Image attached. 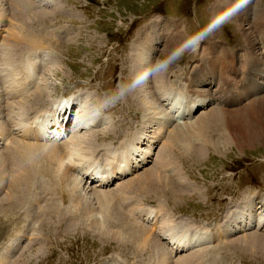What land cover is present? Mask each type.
I'll return each mask as SVG.
<instances>
[{
	"label": "rangeland",
	"instance_id": "rangeland-1",
	"mask_svg": "<svg viewBox=\"0 0 264 264\" xmlns=\"http://www.w3.org/2000/svg\"><path fill=\"white\" fill-rule=\"evenodd\" d=\"M34 1L36 4H33V6L36 7L35 9L40 10L43 8L47 12V14L41 17L39 22H35L34 27L32 28V35H37L38 38L41 39L43 47L41 46L39 48L40 51L37 50L38 52H28L21 49V57L19 58V55L17 56L19 59L16 63H20L23 55L25 57L27 56L26 60L32 58L33 64H36L35 75L38 82H40L36 84L41 85L43 83L45 86L44 90H46H43L40 97L41 103L45 102V99L47 98H55L56 95H59V93L75 95L80 92L83 97H87L84 100L85 105L83 103V109L88 106L93 111L92 115L94 117L98 116L95 113L98 109L100 110V113L103 112L104 115H109L105 124H103V120L99 121L98 118L97 121L91 125L92 127H88V129L85 128V121L79 119L77 125H79V123H83L82 126H84V128L80 129L82 131L75 128L76 130H73L66 136V138L70 137L71 139L77 137L78 135L81 137L80 139H84V136L86 135L85 138L88 139V136H91L90 138L94 141L95 134L98 139L95 140L96 142L94 143V152L88 154L86 159L91 162H93V158L105 160L107 161L106 163H114V160L109 157L107 158L104 147L108 146L107 148H111V150H113L121 144V142L124 143L125 141L133 138L136 133H138L137 135L140 137V140H142V147H144L145 145L143 143L146 141L145 137L154 132L156 128V130L160 129L159 126L156 125V122L153 123V121L151 122L146 119V117H149L150 114H152V111L146 110L140 105L141 102L139 100L141 96L138 97V95H134L136 94V86L133 84L135 81L133 80L135 79L134 77L144 73V68H150L154 62L158 60V58L162 59L168 56L174 49L189 39L193 33H196L204 28L212 20L213 10L210 8V5L212 3L219 4V0ZM234 2H236V0H232V2H224L223 6L226 7L224 8V14L234 5ZM248 3L249 9H251L249 10L247 21L240 19L239 13L226 18L225 22L217 28V33L211 32L201 43H199L198 46L187 49L181 57L174 60L169 65L168 69L164 71L165 75H169L168 79L172 90L175 89L178 94L181 90V97L182 95L185 96L188 93L190 94L189 98H187V103L192 104V107L196 106L198 102L201 103V99L205 100V97L201 96L200 91L205 89L204 92H206L207 87L202 86L201 84H197L195 87L188 86V79L191 75H193L196 67L197 69H201V71L203 70V72H205V69H203L201 64L203 62L201 60L202 57L205 59L208 58L209 55L211 56L212 53H220L223 48L224 50L233 53L236 56V59L234 58L232 63H230L232 59L231 56V59L228 61L229 66L227 69L229 68L228 74L231 75V70L236 68L234 78L237 74V83L242 77V60L244 61L245 58H248L249 60L251 55L263 57L261 50L264 48V32L262 30L263 23L259 21V19L264 13V0H248ZM8 5L9 3L0 2V16H2V20H5V25H8V22L10 21L17 23V20H15L14 17V12L11 9L9 10ZM221 6V4L218 5V7ZM259 10H261V12L263 11L261 17L258 12ZM2 11L6 13L4 14ZM157 17L162 18L166 23H170L171 25L173 24L171 27L172 30L174 29V26L180 25V29L183 30L185 38L183 42L181 41L178 45L171 47V49H168L167 51H163L165 49H161L163 48L162 45L156 47L152 51L153 53H150L151 56L145 59L146 65L144 67L143 60H140L139 63H136V60H130L132 53L134 52L133 46L137 43V41H139L137 36L140 29L146 28L143 25L148 23L150 19ZM257 17L258 19H256ZM248 25L251 26V30L256 33L254 34L258 39L257 44L253 47L248 45V39L244 33L246 31V33L249 32L247 29V27H249ZM3 27L4 26H0L2 30ZM5 32L1 31L0 34ZM165 32L169 33V31ZM165 32L164 27L160 26L159 39L161 40V43L165 38ZM216 42L217 44H215ZM142 49L146 50V47ZM17 50L18 48L16 51ZM44 50L46 52L45 55L42 53ZM1 51L2 47L0 49V52ZM227 56H221L222 59L219 60L220 63L225 62ZM141 57L142 54L139 59H141ZM214 66L213 70L215 72L217 70V75L221 76L222 73L217 68V65L214 64ZM260 68L261 71L256 74L259 78L258 83L264 86V62H261ZM0 71L2 72L0 75V97L2 98L0 101V110L4 114L5 109H1V107H3L2 105L8 100L10 101L16 98L11 95L13 92L10 91L11 88L8 87L10 74H6L4 63H0ZM255 71L256 69L252 71L251 78L255 77V81H257L256 74L254 73ZM228 74H224L223 77L226 78L227 76L229 79ZM260 77H262V79H260ZM216 78L217 77H215V79H211V82L207 84L211 90L209 92L211 95H209V97L207 96V100L203 103L194 107L195 109L192 112L193 117L188 115L190 119H188L187 122L191 119L194 120L197 117L199 118V116L201 117L211 108L217 107L222 109L224 106L219 96L221 91L219 89L223 87L225 88L228 82L226 81L225 83H222V78ZM36 79L34 78L35 82ZM230 85H235V83L232 81ZM187 86L191 88L188 90ZM196 88H199V90L195 91L194 89ZM258 88L259 87L252 83V90L250 92L253 93L257 91ZM121 89L125 90L122 96L119 95ZM263 89L264 88L262 87L259 92ZM131 90L134 91V93H132ZM192 90H194V93L191 92ZM198 94H200V96H198ZM241 96H243V94L239 97ZM192 97L197 100V103L195 101L192 102L193 100L190 99ZM254 97L256 99V97L258 98L259 96L255 95ZM227 98L230 99V96ZM3 99H5V101ZM87 99H89V104L86 103ZM55 100L53 98L48 99L49 106H51ZM81 100L83 99L81 98ZM249 100L251 99L247 98L246 100H243L241 104L236 105V108L239 109L242 104L248 103ZM94 106L98 107V109ZM163 107L165 108L167 106L164 105ZM41 108L42 105L39 109ZM83 109L80 111L83 120L94 122L96 119L93 120V117L92 119L86 117V115L82 113ZM244 109L245 108L239 109V111H244ZM168 110H165V113H168ZM80 112L76 111L78 117L81 116ZM171 113L172 117L170 118L171 120L169 119L170 122L167 123V127H164L165 129L156 133L158 135V139L154 140V144L150 149L151 153L150 158H148V162L143 164L134 163V167L131 171L126 174L116 175V178L106 185H99L95 181L88 182V177H83L84 180L80 183V187L82 186V188H78V190L81 192L84 191L82 194L87 199L84 203L89 205L90 208L87 210L89 213L83 209L81 212L82 214H79L80 218H82L80 219L78 217L81 224L78 225L75 230H67L66 227L67 225H74L70 224L74 217L70 215V211H66L65 213L66 220L62 218V216L55 217L46 213L35 216L32 219L26 213L19 210L23 204H26L28 196L26 198L16 199L15 201L11 200L7 203L0 201V241L3 240L5 242V235L1 236L4 234L5 226L9 229L10 238L11 236H14V228H12L13 226L9 223L10 221L7 217L10 219L15 217L25 218L24 221L28 222H24L25 225H28L25 232L23 231L22 235L20 234V238L23 236L20 239L21 241L19 243H16L15 241V246L16 244L18 245L16 247L15 257H13L12 260L18 256L20 250L22 251L23 249H26V245H31L28 249H30V254H33L26 264H151V262L156 261L157 259L155 257L147 255L149 251L156 253L152 245L148 246L144 243V249L143 251H140L138 250L139 248L141 249L139 239L134 236L130 239L128 236L126 237V234L119 232L120 229L117 224L120 223L121 220L115 217L116 210H118V208H114L110 204H114L113 200L117 197V184L134 175L137 176L138 173L140 174V171L142 172L146 169V167L152 165L153 160L160 152L159 148L162 145L164 138H166L168 133L173 130L176 124L182 125L179 124V122L183 123L184 120L173 121V119L181 120L184 117L183 114H181L180 111H172ZM3 114L0 113V121L3 120V118H6ZM160 115L161 114H156V117ZM9 122L10 120L8 119V124L6 125L8 131L12 128V125H14V122H11V125H9ZM251 122L257 123L253 120H251ZM147 123L149 124L148 126H146ZM75 125L76 122L74 127ZM211 126L212 127L209 126L208 130L209 133H211L210 137H213L216 140L224 141L225 135L230 131V125L227 126L226 132L222 131L224 128L223 123L220 124L215 121V123ZM223 132L224 134L221 135ZM205 139L208 142L210 140L207 137H205ZM208 142L202 144L206 150L204 156H198L196 153L190 152L189 149L188 151H181V149L177 146H175L177 149L174 148V150L172 149L173 151L170 152L172 160H175V167L181 171L179 175L186 176L188 178L187 182L196 185L197 192L192 195L189 191H187L188 193L186 194H182L170 186H165V189L163 187L153 189L149 192V194L145 195V197L144 195L138 194V197L136 198L138 200L137 204L141 201L139 203L141 204L139 209L147 208V210L149 209L151 213H155V217L153 218L154 221L150 220L146 223L142 221V216H139L142 215L139 211L134 213V217L137 219L139 218L138 220L143 222L144 227L146 226L145 228L148 227L150 228L149 230L152 229L160 235V237H158L163 244V246H161V250L164 249V251H162L165 253L168 260H175V257L177 259L183 254L187 255L191 253V251L188 252L185 251L186 248H181L173 252V247L169 242V238H175L176 235L174 233L178 230L170 229L169 232H165L163 230L166 233L165 234L159 227L160 225H158L165 210L168 212L171 211L170 213L172 215L170 217V222H178V220L189 222L192 225V228L195 229L201 236H203L201 233L203 229L201 228L209 229L212 232L214 231L213 225H218V228L215 227V230L218 232L217 235L219 237H215L207 244L200 243V247L197 246V248H201L204 244V252L200 254L202 256L200 257L201 260L199 259V263L195 260L192 264L194 262V264H202L201 261H204L203 264H264V256L259 253L246 254L231 243V238L233 240V238L238 237L241 234H245L246 232L262 233L263 228L257 232L248 231L259 229L257 226L253 227V224H251L246 229H236L231 232L228 238L223 237V234H220L219 232V229H221L220 226L223 225L226 220L228 221L231 218H225V212L230 208V206L232 207V205L240 204L242 201L246 200L245 198L247 196H250L251 192L258 191L259 193H264V140L256 141L249 147L235 145L234 143L230 144V142H228L226 146L221 149L213 148L208 145ZM10 160V164L14 165L15 168L23 163H26L25 170L35 168L33 164L27 162L18 164L15 156L10 157ZM81 161L84 163V160ZM85 186H87L88 189L91 187H99L101 189L107 188L110 190L101 198L97 199L92 196V193L90 194V192H88V189L83 188ZM5 191L4 187L0 188V197L5 193ZM131 193H133V190H131ZM53 198L54 200L60 199L61 202H65L62 195L58 194V192L54 189L52 193L46 192L39 196L38 200L34 202L33 209L36 208L37 210H41L42 206ZM82 199L84 200L85 198L82 196ZM92 200L93 205L91 204ZM103 203L109 205L108 207L106 206L108 209L106 207L102 209L104 206ZM127 206L128 205H124V208L129 211ZM93 207H95V209ZM113 212H115V216L112 214ZM254 213L255 211L252 212V214ZM94 217L100 221V227L104 226L102 228L107 230L110 229L114 232L117 231V233L125 236L124 238L126 239L124 244H117L115 241H109L106 240L105 237L97 235L99 233H96L94 230L95 227L89 225L91 222L88 221L90 218L93 219ZM201 220L211 223L212 227L208 228L209 226ZM161 221H163V219H161ZM230 223H232V221H228L227 224ZM149 225L151 226L149 227ZM1 228L3 229L1 230ZM242 236H239V238H242ZM10 238L8 240L6 239L5 243H9L10 240L12 242V238ZM133 239L134 241L137 240V242H134ZM201 239L204 240L203 237L200 238V240ZM32 240H34V242L31 244ZM11 246L10 249L13 247ZM136 246H139L138 249ZM39 247L43 248L40 254H38L37 251ZM165 251L170 254L168 255ZM30 254L27 252L25 257L29 258ZM177 255H179V257Z\"/></svg>",
	"mask_w": 264,
	"mask_h": 264
},
{
	"label": "bare ground",
	"instance_id": "bare-ground-1",
	"mask_svg": "<svg viewBox=\"0 0 264 264\" xmlns=\"http://www.w3.org/2000/svg\"><path fill=\"white\" fill-rule=\"evenodd\" d=\"M220 1L221 0H219L218 3L222 5L221 7H218L219 4L217 3H212L210 5V8L213 10L212 11L213 16L211 18L212 19L211 21L224 14V10H225L224 8L226 7L223 6V4L225 1L232 2V0H225V1L222 0L221 2L224 1L223 3H221ZM0 2L9 3L8 8L9 10L11 9L14 12L15 20H17V23L10 21L8 22V25H5L6 24L5 20H2L1 19L2 16H0V26H5V30H6V32L3 33L4 35H2L3 37L2 36L0 37V49L2 47V51L0 52V61H1L0 63L10 62L15 65L17 64L16 61L18 62L17 56L19 55V57H21L20 54L21 49H24V51L32 52L39 50V48L43 45L41 43L42 42L41 39H39L37 35H32L33 34L32 28L34 27L35 22H39L41 20V17L47 14V12L43 8L40 10L35 9L36 7L33 6V4H35L34 0H0ZM250 9H249V3H247V5L239 12V18L247 21ZM258 12L261 17L263 11L261 12V10H259ZM256 19H258V17ZM162 20H163L162 18L157 17L154 19H150L148 23L143 25L146 28H142L139 31L137 36V38H139V41H137V43L133 46L134 52L132 53L130 60L133 61L136 60V63H139L140 60H143V66L145 67L146 65L145 59L151 56L150 53H153L152 51L156 47L162 45L163 48L161 49L162 50L165 49L163 51H167L168 49H171V47L178 45L181 41L183 42L185 35L183 30L180 29V25L174 26V29L172 30L171 27L173 24L171 25L170 23H166L164 20L163 21ZM259 21L263 23L262 30L264 32V13L262 17L259 19ZM160 26L164 27V32L169 31V33L167 32L164 33L165 38L162 40V43L161 40L159 39ZM247 29L249 30V32L246 33L247 32L246 31L244 33L246 34V37L248 39L247 40L248 45L250 47H253L254 45L257 44L258 39L255 36L256 33L253 30H251V26L247 27ZM212 32L217 33V29ZM163 44L166 46H164ZM215 44H217V42ZM145 47L146 50L142 49ZM17 48L18 50L16 51ZM261 51L263 57L251 55L249 60L248 58H245L244 61L242 60L241 62L242 73L244 71L247 74V77L249 78L242 86L235 85V88H239V89L234 93H232L230 90L231 87L229 86V80L234 78L236 68L232 69L231 70L232 74L229 75L228 74L229 68L227 69V67L229 66L228 61L231 59V56L232 59L230 63H232L233 59L236 56L233 53L224 50L223 48L220 53H216L214 51L215 53H212L211 56L208 54L209 59L208 58L204 59L202 57L201 60L203 62L201 64L203 69H205V72H203V70L201 71V69H197L196 67L193 72V75H191L190 78L188 79L189 82L188 86L195 87L197 86V84H201L202 86L207 87L206 92H204L205 89H202L200 91L201 96L202 97L204 96L205 100H207V96L209 97V95H211L209 93L211 90L209 89L207 84L211 82V79H215V77L222 78V83H225L226 81L228 82L225 88L223 87L219 89L221 90L219 96L224 106L222 107V109L217 107L211 108L209 111L205 112L201 117L199 116V118L197 117L194 120L191 119L189 122H187V120L190 119L191 116L193 117L192 112L195 109L194 107H197L205 100L201 99L202 102L197 103L196 99H194L193 97L190 98L193 100L192 102L195 101L197 103L196 106L192 107V104L187 103V98H189L190 95L189 93L185 96L182 95L181 97V90L179 94L176 93L177 91L175 89L172 90L171 85L169 84V79H168L169 75L167 74L165 75V73L162 72L150 77L143 84L136 86L135 89L136 94L134 95H138V97L141 96L139 100L141 102L140 105L146 110L152 111V114H150L149 117H146V119L151 122L153 121V123L156 122V125H158L160 129L156 130L157 129L156 128L154 132L150 133L147 137H145L146 141L145 143H143L145 145L144 147H142L141 144L142 140H140V137L137 135L138 133H136L135 136L133 135L134 136L133 138L125 141L124 143L121 142V144H119L116 148L114 147L115 149L113 150H111V148L110 149L107 148L108 146L104 147L107 158L108 157L112 158L114 160V163H106L107 161L97 162L101 160L94 158H93V162H91L88 159H86L88 157V154L94 152L95 149L94 143L96 142L95 140L98 139L95 134H94L95 136L94 141L90 138L91 136H88V139L85 138L86 135L84 136L83 133L82 135L84 136V139H80L81 137L78 135L77 137L79 138L77 137L71 139L70 137L66 138V136L69 135L73 130H76L75 128H77L79 131H82L79 129L82 126H78L77 122L75 127L73 124V126L71 125L69 127V130L67 129L65 130L66 122L65 123L63 122L64 119L63 115L65 110H63V107L68 103L69 100L68 96L67 98L63 97L57 100L54 99L55 100L54 103L51 106H49V109H46L48 111V114L42 116L40 122L35 124L33 127L31 128L27 127V123L37 118L40 112L42 113V111L44 110V109H39L34 105L40 102V97L42 95L45 86L43 85V83L41 85L36 84L37 81L35 82L34 80L30 90H25V89L21 90L22 93H20L19 96L16 97V99L10 101L8 100L2 105L3 107H1V109L2 108L5 109L4 114L0 110V113L6 116V118L4 119L2 115L3 120L1 121L3 122L0 121V129L6 128L4 131V136L0 131V140H2L4 137L3 141L0 142V188L4 187V189L6 190L5 193L1 195L0 201L7 203L11 200L15 201L16 199L26 198L28 196V199L26 200V204H23L19 208V210L26 213L32 219L35 216L46 213L50 216H55V217L62 216V218L66 220L65 213L66 211H70L71 213L70 215L72 217L74 216L70 224H74V225H67L66 227L67 230H75L77 226L81 224L78 219V217L80 218L79 214L82 212L83 209H85V211L88 212L87 210H89L90 208L89 205H86L84 203L87 201L86 197L82 194L84 191L81 192L78 190V188H82V186L80 187V183L82 182V180H84L83 178H81L82 175L85 174L84 172L87 171L88 174H92L93 172H99L97 177L99 183L106 184L109 181H111V179H113L116 174H118L116 172V169L119 170V174L126 173L129 170L131 171V166H133L134 163L143 164L148 162V158H150V153H151L150 152L151 146H153L154 140L158 139L157 137L158 135L156 133L160 130L165 129L164 127H167V123L170 122L171 120L170 118L172 117L171 115L172 111H180L181 114H183L184 116L183 119L181 120L173 119V121L184 120L183 123L179 122V124L182 125L176 124V126L174 125L175 127L173 126L174 127L173 130H171V132L168 133L166 138H164L162 145L159 148L160 152L153 160L152 165L146 167L144 171L142 172L140 171V174L138 173L137 176L134 175L132 176L133 178L130 177L127 179L124 178L125 181H122L117 184L118 186L117 197L114 194L116 199L113 200L114 204H110V205H112L114 208H118V210H116V216L114 214L115 212H113L112 214H114L115 217L121 220V222L117 224L120 229L119 231L120 233L126 234V237L128 236L130 239H132V236L139 239L140 240L139 244L141 246V249L140 248L138 249L139 246L138 247L136 246V248L140 251H143L144 243H146L148 246L152 245L156 253L149 251L147 255H151L155 257L157 260L153 262L150 261L151 264H169V262L170 264H192V262L195 260H197L198 261L197 263H199L201 260L200 257L202 256L201 255L196 256L198 254L196 251H193L187 255L183 254L184 256L182 255L181 257L177 255L179 258L176 259L175 257V260L172 259L168 260L167 256L163 252L164 249H162L163 251L161 250V246H163V244L159 238L160 235L157 232L153 231L152 229L149 230L150 228L148 227L145 228L146 226L144 227V224L142 222V221H144L145 223L147 222L148 219L147 217L149 214H152V218H154L155 213L153 212L151 213L149 209L147 210V208L139 209V207L141 206V204L139 203L141 201L137 204L138 200L136 198L138 197V194L144 195L145 197V195L149 194V192H151L153 189L156 188L159 189L162 187L165 189L166 188L165 186H170L171 188L179 191V193L181 192L182 194L188 193L187 191H189L191 195L197 192L196 185L187 182L188 178L186 176L179 175L181 171L175 167L174 164L175 160L173 161L170 156V152L174 150L175 146L180 148L181 151L182 150L188 151L189 149L190 152L196 153L198 156H204L206 150L204 149L202 144L208 142L205 139V137L210 139L208 145L216 149H221L222 147L226 146L228 142H230V144L234 143L235 145H239V146L243 145L244 147H249L252 146L256 141L264 140V89L261 92H259L262 87L264 88V86L258 83L259 78L257 77L256 74L261 71L260 68L261 62H264V48ZM141 54L142 57L141 59H139ZM224 55L226 56L228 55L226 61L220 63L219 60L222 59L221 56ZM27 60L29 61V63H31L32 67H36V64H33L32 58ZM19 64L20 63H18L17 65ZM214 64H216L217 68L221 71L222 73L221 76L217 75L218 73L217 70L216 72L213 70ZM148 69H149L148 67L144 68V72L147 71ZM254 69H256L254 73L256 74L257 81H255V77L251 78V74ZM224 74L225 75L228 74L229 79L227 76L226 78H224L223 77ZM138 76L134 77L135 79L133 80H136ZM260 79H262V77H260ZM29 81H31V79L25 78L23 82V87ZM252 83L255 84L257 87H259L257 91L253 93L250 92L252 90ZM15 84L17 85V81ZM190 88L188 87V90ZM199 88H196L194 90L197 91L199 90ZM194 90H192L191 92L194 93ZM132 93H134V91H132ZM242 94L243 96L239 97ZM75 95L72 94V96H75V99L77 101V106L75 111L80 112L85 105L84 100L87 97L85 96L83 97L80 92H78ZM255 95H258L259 97L258 98L256 97L255 99L254 97ZM198 96H200V94H198ZM229 96L230 99L227 98ZM244 97L249 98L251 100H249L248 103L242 104V106L239 108V109L245 108L244 111H239V109L236 108V105L241 104L242 99ZM81 98L83 100H81ZM1 99L2 98L0 97V101ZM5 99L3 100L5 101ZM86 103L89 104V99L86 100ZM41 105L42 103L40 102L38 107H41ZM164 105L167 107L164 108L163 107ZM165 110H168V113H165ZM92 112L93 111L88 106L84 108L82 111V113L86 115V117L91 119L92 117L95 119L98 116H100L99 121L103 120L104 121L103 124H105V122L108 120V116H109L108 114L104 115L103 112L100 113L96 110L95 113L98 116L94 117L92 115ZM156 114H161V115L156 117ZM19 115L21 117H19ZM80 115L79 116L81 117L82 121H85L86 123L85 125L92 122V121L83 120L81 112ZM8 119L10 120L9 125L12 124L11 122H14V125H12V128L9 131L6 127V125L8 124L7 123ZM250 119L256 121L257 123L251 122ZM215 121H217L220 124L222 123L224 124V128L222 129V131L224 132H226L227 126L230 125V131L225 135L224 141L216 140L213 137H210L211 133H209L208 131L209 126L212 127L211 125H213ZM79 124H83V123H79ZM148 125L149 124L147 123L146 126ZM85 128L88 129V126ZM63 130H65L64 133L62 132ZM224 132L221 133V135L224 134ZM14 156L18 164L27 162L33 164L35 168L25 170L26 163L18 165L15 168L14 165L10 164L11 161L10 157H14ZM81 160H84V163ZM70 172H74V173H70ZM83 188L88 189L87 186ZM98 188L99 187L96 188L91 187L90 189H88V192H90V194L92 193V196L97 199L101 198L110 190L107 188L106 189L104 188L98 189ZM54 189L58 192V194L62 195L65 201L64 203L61 202L60 199L54 200L53 198L52 200L46 202L42 206L41 210H37L36 208L33 209L34 202L38 200L39 196H41L46 192L52 193ZM131 190H133L134 194L131 193ZM82 196L85 198L84 200L82 199ZM245 199L246 200L242 201L240 204L232 205V207L230 206V208L227 209V211L225 212L226 213L225 218L229 219V217H231L230 220L228 221H232V223L227 224L228 221L226 220V222L223 225L219 224L221 225L220 226L221 229H219V232L220 234H223V237L228 238L231 232L235 231L236 229L239 230L246 229L251 224H253V227L257 226V228L259 229L258 230L253 229L248 231L257 232L259 230H262L263 228L262 231L264 232V193H259L258 191L251 192L250 196H247ZM92 203L93 200L91 204ZM124 205H128L127 208L129 209V211L124 208ZM106 206L108 207L109 205L104 204L103 207L101 205L102 209H104ZM93 208L95 209V207ZM136 211H139V213L142 214L139 215L142 216V221L138 220L139 218L137 219L136 217H134V213ZM253 211H255L254 214H252ZM170 212L166 210L163 212L164 215L162 214L163 216H161L158 225H160L159 227L162 229V231L164 230L165 232H169L170 229L178 230L177 232L174 233L176 237L171 238L173 240L172 250L177 251L181 248L187 247L185 251L189 252L191 251L190 250L191 245L200 242L207 244L210 243L211 240L214 239L215 237H219L217 235L218 232L215 230V227H217L218 225L217 226L213 225L214 231H212L211 233L208 231V229L201 228L203 229L201 232L203 236H201L198 234V232L195 229L192 228V225L189 222H186L184 220H178V222L177 221L170 222L171 221L170 217L172 215ZM7 219L10 221L9 223L13 226L12 228H14L13 231L14 236L13 237L11 236L12 242L10 240V242L8 241L9 243H5L6 239L8 240L10 238L9 229L5 226L4 234L1 235V236L5 235L4 237L5 242L3 240L0 241V264H26V262L29 261L30 257L33 254V253L30 254V249H28L30 248L31 245H26V249L22 248L23 250L22 251L20 250L18 256L13 260L12 258L15 257L16 247L18 245L16 244L15 246V241L16 243H19L21 241L20 239L23 236L21 238L20 236L22 235L23 231L27 228L28 224L25 225V223L28 222L24 221L25 218H19V217H15L11 219L7 217ZM149 219H151V216L149 217ZM161 219H163V221H161ZM88 221L91 222L89 225L95 227L94 230L96 231V233H99L97 235H99L100 237H105V239L109 241H115L117 242V244L118 243L124 244V241L126 239L124 238L125 236H122L120 233H117V231L114 232L111 231L110 229L107 230L105 228H102L104 226L100 227V221L97 220L95 217L93 219L90 218ZM201 221H203L208 226H211V224L207 223V221L204 220ZM150 226L151 225H149V227ZM2 229L3 228H1V230ZM263 232L262 233L246 232L245 234L239 235V236L243 235L242 238H239V236L233 238V240L231 238V243H233V245H235L240 251L246 254L259 253L260 255L264 256ZM202 237L204 238V240L203 239L200 240V238ZM33 242L34 240L31 241V244ZM134 242H137V240ZM10 246L12 247V249H10ZM202 249H204V247ZM41 250H43V248L41 247L37 249L38 254L41 253ZM27 252H29L30 254L29 258L25 257V254ZM201 262L202 264L204 263V261Z\"/></svg>",
	"mask_w": 264,
	"mask_h": 264
},
{
	"label": "clouds",
	"instance_id": "clouds-1",
	"mask_svg": "<svg viewBox=\"0 0 264 264\" xmlns=\"http://www.w3.org/2000/svg\"><path fill=\"white\" fill-rule=\"evenodd\" d=\"M247 3L248 0H236L235 4L225 14L214 19L213 21H210L200 31L193 33L189 39H187L183 44L174 49L168 56L154 62V64L147 71L140 74L136 78V80L133 82L134 86H139L146 82L150 77L166 71L169 65L174 60H177L179 57H181L187 49L198 46L206 36L220 27L225 22L226 18L239 13L247 5ZM124 91V89H121L119 95L122 96L124 94Z\"/></svg>",
	"mask_w": 264,
	"mask_h": 264
}]
</instances>
